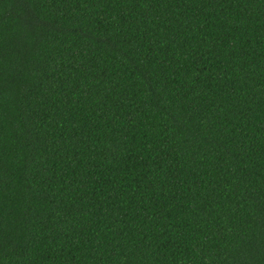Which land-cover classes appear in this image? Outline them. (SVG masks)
I'll return each instance as SVG.
<instances>
[{"label":"trees","instance_id":"16d2710c","mask_svg":"<svg viewBox=\"0 0 264 264\" xmlns=\"http://www.w3.org/2000/svg\"><path fill=\"white\" fill-rule=\"evenodd\" d=\"M0 264H264V0H0Z\"/></svg>","mask_w":264,"mask_h":264}]
</instances>
